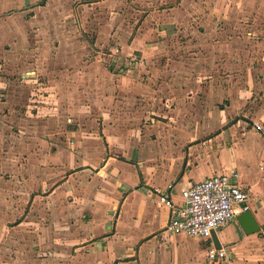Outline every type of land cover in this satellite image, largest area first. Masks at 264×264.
Here are the masks:
<instances>
[{
	"label": "rangeland",
	"instance_id": "374dc122",
	"mask_svg": "<svg viewBox=\"0 0 264 264\" xmlns=\"http://www.w3.org/2000/svg\"><path fill=\"white\" fill-rule=\"evenodd\" d=\"M173 1L182 3V0H152V3H147L148 0H53L52 7L57 9L49 24L25 27L18 35L19 44L13 50L8 47L5 57H0L1 63H7L0 66V81L3 82L0 101L4 99L3 105L13 109L5 112V107H0V264H95L92 254L102 237L92 238L77 249L81 243L73 245L70 234L73 231L66 229L68 234H61L56 230L60 227L56 221L68 214L59 208V204L53 203L55 199L49 196L48 189L58 184L60 176L42 170L46 168L45 158L51 156V152L64 146H69L70 151L78 150L74 141L83 134L74 136L71 131L80 129L87 132L97 128L79 124L73 119L75 105L78 114L86 116V119L93 118L97 101H92L88 95H77L75 104L70 102L73 97L62 91L71 82L80 91L91 85L85 76L91 61L99 63V86L105 90L113 80L104 68L120 75L130 73L139 76L136 79L141 83L138 93L125 96L130 100H126L124 95L118 96L124 105L130 104L132 112L127 113L133 118L127 126L119 125L115 129L124 141H136L132 144L136 145L137 151L152 154L144 159L149 167L157 161L155 154L158 148L174 147L173 154L164 150V157L160 160L173 155L176 157L180 150H187V141L168 143L167 139L182 135L189 125L205 117L210 118L206 102L212 108L213 105H227L226 98L230 95L219 94L215 90L205 93L200 86L208 82L213 87L215 83L219 87H227L238 82L233 85L242 87L245 79L239 81L235 73L249 72L256 67L254 64L264 72V0H190L194 2L195 7H191L193 11L195 8V13L190 17L178 15L183 21L175 19V27H172L175 29L174 37L161 43L162 46L169 45V49L165 47L166 53L173 51L171 46L175 44L178 48L183 45L181 42L187 39L185 30L192 26L194 41L195 37H203L214 45L232 43L235 49L240 46L242 50L238 53L241 59H228L225 49L220 47H205L201 51L200 47L190 50L180 47L186 55L180 59L169 56L167 73L161 74L156 69L159 78L156 71L144 69L145 63L133 68V60H138L134 53L127 56L129 47L118 40L127 38L129 33L117 27H122L126 21L139 23L149 11L161 13ZM206 6L212 7L215 13L211 16L204 14ZM220 8L221 13L215 11ZM32 15L33 12L27 11L20 19L24 21ZM208 19H212V27L206 29ZM148 22L152 28L157 27L155 18L150 17ZM152 34V38H156L157 32L152 30ZM181 50L178 52L183 53ZM11 56L20 57L19 63L12 61ZM156 56L149 66L155 64L158 67L160 54ZM226 58L230 60L228 65L224 63ZM204 70L209 72L206 79L198 74ZM190 72L198 79L197 86H191L196 89L191 91V95L186 91L177 95L172 87L161 85V75H187ZM77 73L79 76L71 77ZM229 73L231 78L226 76ZM239 114L241 112L237 111L233 116L237 118ZM112 145L114 148L121 146ZM56 165L51 163L53 168ZM68 199L73 200L72 197ZM69 201L67 206H76L75 202ZM77 216L81 218V213ZM199 240H190L191 258L198 256L201 246L206 245L202 239ZM116 257L106 264L125 261L122 255ZM191 264H194V259Z\"/></svg>",
	"mask_w": 264,
	"mask_h": 264
},
{
	"label": "crops",
	"instance_id": "0c3cea01",
	"mask_svg": "<svg viewBox=\"0 0 264 264\" xmlns=\"http://www.w3.org/2000/svg\"><path fill=\"white\" fill-rule=\"evenodd\" d=\"M52 1L0 0V57H5L8 47L13 50L19 44L18 35L25 27L49 24L48 21L53 14L55 15L57 9L52 7ZM173 2L166 6L167 8H163L161 13L156 11L145 13L139 23L126 21L122 27H117L123 29L126 34L129 33L127 38L118 40L129 47L127 56L130 57V54L134 53L138 60H133V68L136 69L145 63L146 71L150 68L152 72L159 69L161 74L167 73L169 56L180 59L182 55H186L181 48L190 50L193 47H200L201 51L205 47L215 49L220 47L225 49L228 59H241L238 53L242 50L240 46H236L235 49L232 43L214 45L203 37H195L194 41L191 35L195 36V30H190L192 26H187L185 30L187 39L181 42L183 45L178 47L181 48H175L174 44L171 46L173 51L166 53V45L162 46L161 43L168 42L164 39L174 37L175 29L172 27H175V19L182 20L179 18L180 15L190 17L195 13L194 2L190 0H182V3ZM61 3L62 1L59 4ZM147 3H152V0H148ZM181 5H185L186 8ZM206 7L203 10L204 14L211 16L215 13L212 12V7ZM27 11L33 12L34 15L24 21L21 20L22 14ZM215 11L221 13V8ZM150 17L155 18L156 28L150 26L148 22ZM211 20H207L206 29L212 27ZM152 30L157 32L156 38H152ZM171 31L172 35L169 34ZM236 44L242 45L239 42ZM168 46L166 48L169 49ZM180 50L183 53H179ZM158 53L160 54L157 60L158 67L155 64L149 66L154 56L158 57L156 56ZM11 57L12 61L19 63L20 57ZM228 59L224 62L227 65L230 62ZM5 64L7 65L0 62V66ZM255 65L256 67L249 72L235 73L239 81L245 79L242 87L233 85L238 82L227 87H219L218 83L213 87L208 82L200 86L205 93L209 92L208 90L210 92L215 90L216 93L230 95L226 98L227 105L224 107L213 105L212 108L210 107L212 105L206 102L210 118L205 117L202 121L189 125L182 131V135L169 136L167 139L168 143L187 141V150H180L176 157L173 155L167 160H160L164 157V150H170L173 154L174 147L164 150L158 148L155 154L157 161L155 165L149 167L144 159L151 157L152 154L137 151L136 145L132 144H136V141H124L115 129L119 125L127 126L133 118L127 113L132 112L130 104L124 105L118 96L125 97L138 93L141 83L136 79L139 76L130 73L120 75L104 68L113 80L105 90L99 86V63L91 61L85 75L91 81V85L80 91L71 82L67 83L62 91L73 97V101L69 100L75 104L78 102L77 95H88L92 101H97V106L95 110L93 109L96 115L93 118L86 119V116L78 114L77 105L73 110L75 121L97 128L87 132H81L80 129L71 131L74 136L83 134L76 142L74 141L78 150L70 151L67 148L69 146L59 148L51 152V156L47 155L45 158L47 166L42 168L43 171H50L51 175L58 173L60 176L58 184L48 189L49 196L55 199L53 203L59 204V208L68 214L56 221V224L60 225L56 230L61 234H68L65 233L66 229L73 231L70 233L73 245L81 243V246L77 245V249H81L83 244L92 238L102 237V241L97 243L98 247L92 254V262L95 264H106L107 261L117 259L116 255L125 258V261H118L117 264H191L192 259L194 264H264V170L260 168L264 166V72L257 64ZM198 74L206 79L209 72L204 70ZM156 75L158 77L159 72ZM75 76H79L78 73L71 77ZM226 76L232 77L230 73ZM160 77L163 79L161 85L172 87L177 91L175 93L177 95L185 91L191 95V91L196 90L191 87L197 86L198 79L194 73L190 72L187 75L172 73L171 76ZM191 79L195 82L192 83ZM2 83L0 81V89L3 87ZM2 94L0 91V95ZM104 94L106 95L103 96ZM126 100H130V97ZM5 102L1 98L0 107H5L3 111H13L4 106ZM237 111L241 114L236 118L233 114ZM95 116L97 118H94ZM254 123L260 124L261 128H254ZM100 127L101 130L98 131ZM112 143L121 146L114 148ZM117 150L122 152L119 153ZM128 155H131L133 161ZM51 163L57 164L56 167L53 168ZM232 169L238 172V182L249 194L246 205L260 229L258 232L245 234L235 216L232 221L216 231L221 246H228L231 249L230 257L210 261L206 257V250L212 245V240L166 232L164 228L168 219V209L159 206L155 197L145 190L153 186H164L168 181H172L174 185L172 198L179 202L183 188L215 173ZM68 197H72L73 200L69 201ZM68 201L75 202L76 206L72 207V204L67 206ZM240 212L238 210L236 214ZM78 213H81V218H78ZM192 239H202L206 242L204 247L201 246L198 256L194 255L193 258L190 257L189 247Z\"/></svg>",
	"mask_w": 264,
	"mask_h": 264
},
{
	"label": "built area",
	"instance_id": "2783aa9c",
	"mask_svg": "<svg viewBox=\"0 0 264 264\" xmlns=\"http://www.w3.org/2000/svg\"><path fill=\"white\" fill-rule=\"evenodd\" d=\"M117 51V48L115 49ZM254 128L260 129L258 123ZM264 170V166L260 167ZM238 172L215 173L183 188L180 201L172 198L173 182L164 186H153L145 191L154 196L159 206L168 209L165 231L169 234H185L194 238L211 239L212 231H217L232 221L238 210L247 209L248 192L238 182ZM228 246L215 247L213 242L206 250L210 261L229 258Z\"/></svg>",
	"mask_w": 264,
	"mask_h": 264
},
{
	"label": "water",
	"instance_id": "95a60500",
	"mask_svg": "<svg viewBox=\"0 0 264 264\" xmlns=\"http://www.w3.org/2000/svg\"><path fill=\"white\" fill-rule=\"evenodd\" d=\"M245 205V203L241 204V206ZM236 220L245 234L255 233L258 232L260 229L259 224L257 223L252 212L248 208L236 214ZM211 240L215 247H221V244L217 238L215 231H212L211 233Z\"/></svg>",
	"mask_w": 264,
	"mask_h": 264
}]
</instances>
